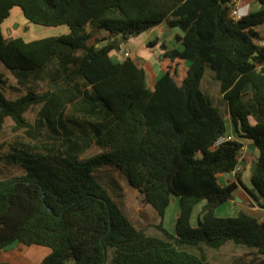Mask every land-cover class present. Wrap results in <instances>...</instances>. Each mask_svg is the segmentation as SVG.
I'll return each mask as SVG.
<instances>
[{"label":"trees","instance_id":"obj_1","mask_svg":"<svg viewBox=\"0 0 264 264\" xmlns=\"http://www.w3.org/2000/svg\"><path fill=\"white\" fill-rule=\"evenodd\" d=\"M257 1L260 10L233 19V0H0V136L10 120L13 132L32 135L44 126L52 139L17 140L4 157L9 172H20L0 179V254L19 239L51 250L39 264H212L183 247L233 242L251 257L232 264H264V219L243 210L216 214L239 185L264 198V0ZM15 7L27 22L70 31L6 36L3 23ZM162 23L183 33L176 35L180 47L160 45L154 82L135 59L112 57L121 43ZM208 66L226 114L202 89ZM33 111L36 126L27 118ZM227 114L258 150L253 188L236 171L243 142L220 141L229 135ZM92 145L99 152L85 158ZM101 166L115 167L140 192L163 236L133 224L97 179ZM234 171L236 181L221 180ZM174 198L180 212L172 232L164 219Z\"/></svg>","mask_w":264,"mask_h":264},{"label":"rangeland","instance_id":"obj_2","mask_svg":"<svg viewBox=\"0 0 264 264\" xmlns=\"http://www.w3.org/2000/svg\"><path fill=\"white\" fill-rule=\"evenodd\" d=\"M19 13H20L19 7H15L14 11L12 12V17L9 20L8 27L11 29V33L9 34V36H12L14 33H16L15 30H18V32L21 34L28 35L29 37L37 36L35 38L59 35L66 32L64 30L67 29L66 25H61L56 27L36 25L27 22L23 16L19 17L18 16L20 15ZM23 21L24 23H22ZM151 33L152 30H148L145 33L140 34L139 36H133L129 38L126 42H128L130 39H133V42L138 43L137 45L133 43L135 46L133 48L134 50L139 51L142 48L141 44L143 40ZM158 36L164 39L162 43H167L169 47L174 46L175 44L174 40L166 41V39H168L169 36L172 37V39H174V32L168 26H165V29L161 30ZM153 39L155 38L152 37V39L150 40ZM156 40L158 41L157 38ZM148 42H146L147 49L144 51V53L140 54L139 56H136L135 60L138 64H141L142 66L146 65L150 73V81L153 82L154 78L156 77L155 74L157 73L158 75L161 70L159 66V56L161 53V48L158 44L156 46L153 45L152 47H148L149 46ZM121 49H122V45H121ZM121 49L118 52H115V54L117 53L123 59H126L127 57L131 58L133 56L131 51L130 54L127 56L125 54L127 49H124L122 51ZM150 61L152 62V64L148 63ZM10 78H11V83L15 85L16 82L12 75H10ZM216 87L219 89V83L213 77L212 68L208 66L205 77L202 81V89L205 92L207 98L212 102V104L218 106L221 109V111L224 114H226L227 103L223 99V97L219 93V90ZM47 88H48V84H46L45 82L41 83L38 87L40 91L46 90ZM16 92L17 91L14 88L5 90V94L8 98H15ZM27 118L32 124L36 126L39 119L37 111H33L29 113ZM225 119L227 121L228 127H230L229 119L227 118L226 115H225ZM12 125H13L12 122L8 120L4 133L0 136V167H2V171L0 172V179L9 178L12 174H17L18 172H20L17 166L9 167L10 172L5 168L4 157L8 152H10L12 143H14L17 140L31 141L33 144L41 143V142H52V139L48 137V131L44 126L40 127L39 129L40 131L33 130L32 135H29L25 131H18V132L11 131ZM34 133H36V136L34 135ZM98 152H99V148L96 145H92L91 148L88 150V152H86L84 157L85 158L91 157L92 155H95ZM251 166L252 164L249 163L248 165H246L247 168L240 167L242 171V175L243 172L246 171L243 176V182L246 187H249L251 181L249 180L250 173H248V171L251 170ZM94 173L97 179L109 190L111 196L117 201L119 206L122 208V210L125 212V214L129 217V219L133 222L135 226L144 230L147 235L163 236L161 231L157 227V225L160 222V219L158 218L154 208L151 205H148L143 202V197L140 194V192L129 184V182L127 181L124 175H122L113 166L97 167L95 168ZM220 178L223 182H229V180H232V176L230 175H226V176L221 175ZM233 180H236V176L233 177ZM200 209H201V205H198L194 209V213L192 216L193 225L197 224V215ZM218 209H220L218 210V215L223 217L236 216L239 213V211H237L236 206L234 204H231L229 201L218 207ZM179 212H180L179 200L178 198H174L166 211V216L164 219L165 226L172 232L176 231V221ZM32 247L35 248H33V250H30L26 246L18 245L16 249H12V250L14 251L13 253H18L19 255H23V257L25 258L21 262L23 264H28V263L34 264L35 261L43 260V258L49 255L51 252L49 248L38 247L36 245L35 246L33 245ZM183 248L195 252L197 254H203L211 261L212 264H232L234 260L237 258L241 257L246 261H248L251 257L249 255L251 249L247 248L246 246L236 245L233 242H228L218 249L208 247L205 244H201L199 248L188 247V246H184ZM34 249H38L41 254L39 256L34 254ZM12 250L9 249V251ZM33 255L35 256L33 257Z\"/></svg>","mask_w":264,"mask_h":264},{"label":"crops","instance_id":"obj_3","mask_svg":"<svg viewBox=\"0 0 264 264\" xmlns=\"http://www.w3.org/2000/svg\"><path fill=\"white\" fill-rule=\"evenodd\" d=\"M233 4H235L236 7L239 8L242 12H245V11L249 10V13L251 11H254V12L255 11H258V10H260L262 8V5L257 0H233L232 7H233ZM13 11H14V9L12 10V12ZM19 14L20 15H18V16L21 17L22 16L21 10H20V13ZM11 17H12V14L3 23V31H4V33H5L6 36H9V34L11 33V29L8 27L9 20H10ZM22 23H24V21ZM25 23H26V21H25ZM165 26H168V25L166 23H162L161 25L157 26L156 28L151 29L152 30V33L150 35H148L143 40V42L141 44L142 48L139 51L134 50L133 47H135V46H134L133 43H135V42H133V39H130L128 42L122 43L121 44L122 45L121 51L124 50V49H127V51L129 52V54H130V51H131V53L133 54V56L131 58L135 59L136 56H139L140 54L144 53V51L147 49L146 42L149 41L148 43H151L152 41L156 40V38H157L158 41L156 40L157 43L154 46H156L157 44L160 46L162 44V42L164 41V39L162 37H159L158 35L161 32V30H164L165 29ZM64 30L66 31L65 33H68L70 31L69 28H68V26H67V29H64ZM171 30H173V32H174V39H172V37L169 36L168 39H166V41L167 40H169V41L174 40L175 44L171 48H173V47H180V44L176 40V35L182 34L183 32L179 28H171ZM258 31L260 32L261 35H264V24L258 27ZM15 32L16 33H14V34L12 33L13 34L12 35L13 37L22 36L26 40H33V39H36L35 37H37V36H32V37L30 36L29 37L28 35L19 33L18 30H15ZM143 36H146V35H143ZM152 37L155 38V39L150 40V39H152ZM261 43L264 44V41H262ZM135 44L137 45L138 43H135ZM148 47H152V46H148ZM112 57H114L115 59H117L119 61H123L124 60L117 53L115 54V52H112ZM148 63H151L152 64L151 61L148 62ZM139 65L142 66L141 64H139ZM142 67H144L147 70V72L149 73L146 65H143ZM157 70H156V72H157ZM160 74L161 73H159L157 75V73H156L155 74L156 77L154 78V80H153V77H152L153 82L155 81V79ZM149 76H150V73H149ZM219 93H220V91H219ZM221 96H222V94H221ZM227 118L229 119V124H230V127H228V133H229V135H232L235 139H237L239 141H242L243 144H244L243 150H242L241 161H240V167L241 168H243V167L244 168H247L246 165H248L249 163L250 164L253 163L256 155L258 154V150L254 147V145L252 144V141L250 139L243 138V137H239V134L237 133V127L234 124V122H233L232 117H231L230 114H227ZM252 122H254V121L252 120ZM238 127L240 128V124L238 125ZM245 172L246 171L243 172V176H244ZM248 173H250L249 180H251V170L248 171ZM226 175L232 176V180H229L228 179L229 181H236V180H233V177L235 176V173L234 172L229 173V174H225V175H222V176H226ZM249 187L250 188H253L251 181H250ZM259 201L260 202H258L256 199H254L243 186L239 185L238 186V190L236 192V198L234 200H230L229 202L231 204H234L236 206L237 211H239V212L241 210L246 211V212L254 215L255 217H257L258 219L261 220V219H264V198L259 197ZM218 210H220V209H217V211H216V214L217 215H218ZM38 247H42V246H38ZM16 248H17V246L15 248H12V249H16ZM33 248H35V247H32V246H29L28 247V249H30V250H33ZM2 252H3V254H2ZM2 252H1V255H0V259H1L2 262L9 263V264H18V263L19 264H23V263H21L23 261V259H25L23 257V255H19L18 253H13L14 251L13 250L12 251H9V249L8 250L3 249ZM34 254H36L37 256H39L41 253H40V251L38 249H34ZM34 256L35 255H33V257ZM41 261L42 260L35 261V263L36 264H39ZM28 264H30V263H28ZM31 264H33V263H31Z\"/></svg>","mask_w":264,"mask_h":264},{"label":"built area","instance_id":"obj_4","mask_svg":"<svg viewBox=\"0 0 264 264\" xmlns=\"http://www.w3.org/2000/svg\"><path fill=\"white\" fill-rule=\"evenodd\" d=\"M230 16L233 18V19H240L242 17H244L245 15L249 14V10L245 11V12H242L239 8L236 7L235 4H233V7L231 8L230 10ZM127 56L129 55V52L126 51L125 53ZM234 137L232 135H227L225 137H222L220 139V141H224V140H233ZM240 170V166L236 169V171H239ZM236 171H234V173H236Z\"/></svg>","mask_w":264,"mask_h":264},{"label":"water","instance_id":"obj_5","mask_svg":"<svg viewBox=\"0 0 264 264\" xmlns=\"http://www.w3.org/2000/svg\"><path fill=\"white\" fill-rule=\"evenodd\" d=\"M19 239H17V240H15L14 242H12V243H9V244H7L5 247H4V249H6V250H8V249H12V248H15L16 246H18L19 245ZM105 259H107V254L105 253Z\"/></svg>","mask_w":264,"mask_h":264}]
</instances>
